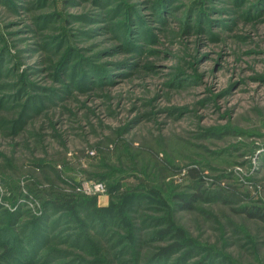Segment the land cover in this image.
Listing matches in <instances>:
<instances>
[{
    "label": "rangeland",
    "instance_id": "374dc122",
    "mask_svg": "<svg viewBox=\"0 0 264 264\" xmlns=\"http://www.w3.org/2000/svg\"><path fill=\"white\" fill-rule=\"evenodd\" d=\"M0 264H264V0H0Z\"/></svg>",
    "mask_w": 264,
    "mask_h": 264
},
{
    "label": "trees",
    "instance_id": "16d2710c",
    "mask_svg": "<svg viewBox=\"0 0 264 264\" xmlns=\"http://www.w3.org/2000/svg\"><path fill=\"white\" fill-rule=\"evenodd\" d=\"M188 174L192 178H198L199 177V173H198L196 168H191L188 171ZM153 193H155L154 190H153ZM71 201H73V202H71ZM48 202H49V204L52 205V207H54V209H57V211H59L64 204L70 203V204H68L67 208L73 214L77 213L76 210H75L76 209V204L74 203V200L72 199V197L67 198L65 196L58 195V196H55L52 200H50V201L48 200ZM88 202H89V205H92L94 200H92V199H90L89 201L87 200V203ZM183 205H187V204H183ZM107 208L106 207H99V208H96V211H98L100 213H103V215H104L105 210H107ZM111 213L114 214V216H116V218L119 217V219H121L120 217H121V213L122 212H121V210L119 208L111 209ZM249 215L252 216V214H249ZM102 218H103V216H102ZM53 224H54V222H53ZM168 250H169V248H165L163 251L164 252H168Z\"/></svg>",
    "mask_w": 264,
    "mask_h": 264
},
{
    "label": "built area",
    "instance_id": "2783aa9c",
    "mask_svg": "<svg viewBox=\"0 0 264 264\" xmlns=\"http://www.w3.org/2000/svg\"><path fill=\"white\" fill-rule=\"evenodd\" d=\"M92 186H89V184H85L84 185V188L86 190H88L89 193L91 192H101L103 190V187H102V184L97 182V183H94V184H91Z\"/></svg>",
    "mask_w": 264,
    "mask_h": 264
}]
</instances>
